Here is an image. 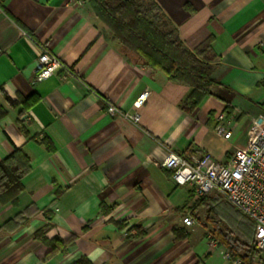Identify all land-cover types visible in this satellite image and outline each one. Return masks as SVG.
Listing matches in <instances>:
<instances>
[{
    "label": "crops",
    "instance_id": "1",
    "mask_svg": "<svg viewBox=\"0 0 264 264\" xmlns=\"http://www.w3.org/2000/svg\"><path fill=\"white\" fill-rule=\"evenodd\" d=\"M152 1L164 13L161 26L189 49L209 41L203 54L215 82L192 111L180 106L186 85L123 58L87 0H0V160L20 148L30 162L16 204L0 202V264H71L80 256L92 264H230L198 217L182 223V211L202 207L160 163L170 152L228 162L248 137L240 145L213 131L225 108L232 133L264 123V0ZM44 50L64 67L34 82ZM143 91L139 122L106 112L107 102L134 111ZM32 94L23 112L6 100ZM40 230L47 240L74 239L51 250ZM247 262L264 257L251 252Z\"/></svg>",
    "mask_w": 264,
    "mask_h": 264
},
{
    "label": "trees",
    "instance_id": "2",
    "mask_svg": "<svg viewBox=\"0 0 264 264\" xmlns=\"http://www.w3.org/2000/svg\"><path fill=\"white\" fill-rule=\"evenodd\" d=\"M94 16L107 27L113 37L120 42V53L131 63L141 64L152 71L163 72L168 80L186 85L190 90L180 106L185 111L195 109L203 99L210 94V87L215 80L211 77V62L203 54V48L209 41L191 50L179 38L174 29H162L161 22L164 13L152 0L144 5L139 0H87ZM208 42V43H207ZM11 106L21 105L23 112L35 101V95L21 97L19 102L6 96ZM227 112H230L225 108ZM224 110V111H225ZM0 107V116L5 114ZM51 150L52 144L48 137L40 140ZM27 155L14 148L6 157L0 160V202L16 204L19 193L23 190L22 177L29 171L30 164ZM212 199V200H211ZM212 201V202H211ZM212 203V204H210ZM209 207V221L213 223L214 231L220 237L231 257L241 258L247 262L249 253L253 252L252 234L254 222L242 214L231 204L220 197L210 194L195 204V207ZM216 214V215H215ZM218 216L220 220L215 219ZM223 218V220L220 217ZM175 237H183L184 233L174 230ZM235 234V237H231ZM51 250H63L72 243L74 237L68 239L47 240L43 230L36 232ZM71 264H92L85 256H80Z\"/></svg>",
    "mask_w": 264,
    "mask_h": 264
},
{
    "label": "built area",
    "instance_id": "3",
    "mask_svg": "<svg viewBox=\"0 0 264 264\" xmlns=\"http://www.w3.org/2000/svg\"><path fill=\"white\" fill-rule=\"evenodd\" d=\"M81 3V1H77ZM64 64L53 53L44 50L38 57L34 73V82H42L60 70ZM148 92H141L133 101L134 111H121L110 102L106 103V112L120 114L132 122H139L138 109L146 101ZM234 116L226 111L215 115L213 131L224 139H229L234 125ZM160 166L170 172V178L178 185H188L195 195L204 198L215 192L225 198L234 208L255 223L254 249L264 257V123H254L249 131L247 142L236 147L228 162L215 160L209 154L199 156L169 153ZM185 226L194 224L189 213L182 216ZM261 227L263 231L257 232ZM224 259L230 264H250L241 258H233L227 250H222Z\"/></svg>",
    "mask_w": 264,
    "mask_h": 264
},
{
    "label": "rangeland",
    "instance_id": "4",
    "mask_svg": "<svg viewBox=\"0 0 264 264\" xmlns=\"http://www.w3.org/2000/svg\"><path fill=\"white\" fill-rule=\"evenodd\" d=\"M141 3H143L145 6L146 5H148L149 3H150V0H139ZM108 2H109V0H108ZM110 2H112V1H110ZM109 2V3H110ZM105 27V26H104ZM107 30H106V32L107 33H109L110 35H109V38L111 39V40H113V41H115V42H117L118 44H119V46H120V42L117 40V39H115L114 37H113V35L111 34V32H110V30L107 28V27H105ZM162 29H164V30H166L164 27H161ZM249 129H250V127L248 126L247 127V125L246 126H244L243 128H240V130H239V132H237V133H232L233 134V136H232V140H233V142H236L237 144H240V145H242V144H244L245 143V141H246V139H247V137H248V134H249ZM192 194H193V203H194V208H195V204L197 203V202H199V200H201L202 198H199V197H197L196 195H195V193L193 192V190H192ZM218 197H220L224 202H227V203H229L225 198H223L221 195H217ZM205 198V197H204ZM230 204V203H229ZM202 207V210H201V212L200 213H194L193 212V210L191 211V210H187V211H182V215L181 216H183L184 214H186V213H189V215H191L192 217H193V219H194V223L196 222L195 221V218L196 217H198V219L199 220H201L203 223H205L206 225H207V229H209L210 230V232L214 235V236H216V237H218V235L214 232V231H217V230H214V226H213V223L211 222V221H209V214H208V212H207V210H208V208L209 207H213V206H211V205H209V206H201ZM195 209H197V207L195 208ZM216 215V214H215ZM220 217V216H219ZM218 218V216H216L215 217V219H217ZM259 231H263V229L261 228V227H258L257 228V232H259ZM254 237H255V235H254ZM253 240H254V238H253ZM253 240H252V243H251V246L253 247ZM225 247V246H224ZM226 248V247H225ZM253 253H255V254H259L255 249H254V247H253ZM260 256H262L261 254H259ZM249 263V262H248Z\"/></svg>",
    "mask_w": 264,
    "mask_h": 264
}]
</instances>
